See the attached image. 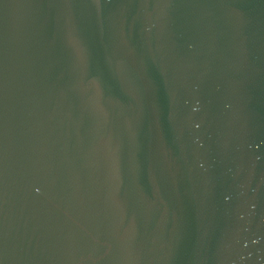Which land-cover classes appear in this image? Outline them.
Masks as SVG:
<instances>
[{"label": "water", "instance_id": "95a60500", "mask_svg": "<svg viewBox=\"0 0 264 264\" xmlns=\"http://www.w3.org/2000/svg\"><path fill=\"white\" fill-rule=\"evenodd\" d=\"M0 264H264V0H0Z\"/></svg>", "mask_w": 264, "mask_h": 264}]
</instances>
